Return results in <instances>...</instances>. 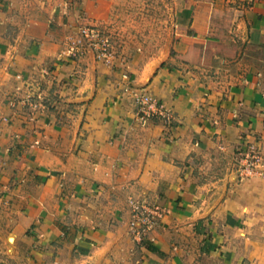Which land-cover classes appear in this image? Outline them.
<instances>
[{"label": "rangeland", "instance_id": "obj_1", "mask_svg": "<svg viewBox=\"0 0 264 264\" xmlns=\"http://www.w3.org/2000/svg\"><path fill=\"white\" fill-rule=\"evenodd\" d=\"M194 1L0 0V264H90L109 232L105 243L114 250L123 240L132 264H218L203 258L190 222L132 183L122 151L101 157L84 144L101 94L118 104L125 89L143 124L164 114L133 83L196 50ZM213 1L221 18L227 6L255 2ZM143 94L158 106L139 104ZM244 154L256 169L264 161V147Z\"/></svg>", "mask_w": 264, "mask_h": 264}, {"label": "crops", "instance_id": "obj_2", "mask_svg": "<svg viewBox=\"0 0 264 264\" xmlns=\"http://www.w3.org/2000/svg\"><path fill=\"white\" fill-rule=\"evenodd\" d=\"M206 1L191 3L196 50L181 53L179 66L165 65L147 82L137 77L133 83L159 99L164 114L143 124L125 89L118 104H106L101 94L89 107L84 144L101 157L122 151V160L132 163V183L145 197L190 222L203 258L264 264V161L250 171L242 155L251 146L264 147V0L225 7L229 18L217 16L215 2L209 7ZM0 103L1 109L2 98ZM12 112L10 107V118ZM111 135L119 144L110 142ZM104 234L110 232L99 236ZM104 237L90 264H132L117 247L123 240L113 250Z\"/></svg>", "mask_w": 264, "mask_h": 264}, {"label": "built area", "instance_id": "obj_3", "mask_svg": "<svg viewBox=\"0 0 264 264\" xmlns=\"http://www.w3.org/2000/svg\"><path fill=\"white\" fill-rule=\"evenodd\" d=\"M140 99H138L139 101V104H144L148 107H156L158 106V101L156 99H153L151 96L147 95V94H143L142 97H139ZM161 112V111H160ZM250 158V156H248ZM256 158V157H255ZM247 164H246V167H248V170H252V166L254 162H251V159L250 161H246Z\"/></svg>", "mask_w": 264, "mask_h": 264}, {"label": "bare ground", "instance_id": "obj_4", "mask_svg": "<svg viewBox=\"0 0 264 264\" xmlns=\"http://www.w3.org/2000/svg\"><path fill=\"white\" fill-rule=\"evenodd\" d=\"M9 240H10V241H13V240H14V238H13V234H10V235H9Z\"/></svg>", "mask_w": 264, "mask_h": 264}]
</instances>
